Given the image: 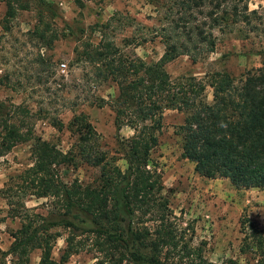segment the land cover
I'll use <instances>...</instances> for the list:
<instances>
[{
	"label": "trees",
	"instance_id": "1",
	"mask_svg": "<svg viewBox=\"0 0 264 264\" xmlns=\"http://www.w3.org/2000/svg\"><path fill=\"white\" fill-rule=\"evenodd\" d=\"M6 18L26 10L31 0H2ZM47 5L46 0H35ZM161 14L154 30L164 53L146 61L102 36L84 54L98 75L112 81L117 94L108 101L117 130L133 133L120 139L116 154L100 143L88 116L75 114L66 129L75 137L67 152L34 133V114L23 105L0 100V158L23 140L31 141V163L11 175L0 189L7 214L20 220L7 250L0 248V264H69L86 249L92 264H208L201 246L193 244L194 228L183 226L163 193L161 173L151 152L158 145L166 110L183 112L178 126L181 155L208 179L224 178L238 188H264V63L236 78L225 70L206 75L172 78L166 64L181 55L192 60L214 51L216 28L249 23L256 13L249 0H145ZM146 41V39H144ZM140 44V43H139ZM3 85L0 81V87ZM212 100L207 99V88ZM101 106V104H100ZM61 130L62 121H54ZM81 163L98 169L95 182H66L61 169ZM125 161V167L118 162ZM31 198L48 199L46 212L28 207ZM248 245L256 264H264V230L246 218ZM63 229L66 235L56 230ZM64 239L59 258L53 250ZM221 264H238L227 259Z\"/></svg>",
	"mask_w": 264,
	"mask_h": 264
},
{
	"label": "rangeland",
	"instance_id": "2",
	"mask_svg": "<svg viewBox=\"0 0 264 264\" xmlns=\"http://www.w3.org/2000/svg\"><path fill=\"white\" fill-rule=\"evenodd\" d=\"M42 5L30 1L26 10H18L6 18L7 6L0 0V100L8 105H23L35 119L34 133L48 140L63 152L72 149L75 137L66 125L75 114L88 116L99 134L100 143L111 154H116L118 143L128 138L133 130H117L114 112L108 104L117 94L112 81H105L95 65L84 54L102 38L113 40L124 47L132 40L126 53H136L146 61H157L164 46L154 30L159 25L161 12L145 0H46ZM249 10L256 13L249 23L216 28L217 44L213 52L192 60L181 55L166 64L172 78L197 76L225 70L238 78L264 63V0H249ZM146 39V41H144ZM140 43V44H139ZM65 63L66 69L60 70ZM207 99L212 90L207 88ZM101 104V106H100ZM184 113L166 110L158 145L151 152L161 173L163 193L179 223L194 228L193 244L201 246L208 264H221L233 259L238 264H256L255 248L248 245L243 222L246 218L264 230V188L243 189L228 179H208L194 170V164L181 155L178 126ZM54 121H62L59 130ZM31 141L23 140L6 156L0 158V189L14 175L31 163ZM119 156V154H116ZM61 169L66 182L83 184L97 180L98 169L81 163ZM125 167V161L118 162ZM28 207L45 213L48 199L31 198ZM6 200L0 194V248L7 250L11 233L20 227L18 218L7 214ZM62 237L63 229L56 230ZM60 237L53 250L59 258L64 248ZM40 252L34 251L31 263L39 261ZM93 255L86 249L73 254L69 264H92Z\"/></svg>",
	"mask_w": 264,
	"mask_h": 264
},
{
	"label": "built area",
	"instance_id": "3",
	"mask_svg": "<svg viewBox=\"0 0 264 264\" xmlns=\"http://www.w3.org/2000/svg\"><path fill=\"white\" fill-rule=\"evenodd\" d=\"M59 67H60V70L64 71L66 69V64L61 63Z\"/></svg>",
	"mask_w": 264,
	"mask_h": 264
}]
</instances>
